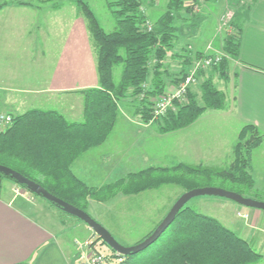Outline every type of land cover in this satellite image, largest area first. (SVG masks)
<instances>
[{
    "label": "trees",
    "instance_id": "obj_1",
    "mask_svg": "<svg viewBox=\"0 0 264 264\" xmlns=\"http://www.w3.org/2000/svg\"><path fill=\"white\" fill-rule=\"evenodd\" d=\"M140 1L108 2L107 6L115 18V28L108 33L100 27L87 0H73L78 13L86 22L95 51L98 76L97 88L81 91L83 121L68 122L54 111L41 110L13 117L12 124L0 132V165L13 169L50 194L83 211L82 205L86 198L97 199L96 196L111 193L120 182L124 184V190L130 193H140L170 183L189 191L196 188L195 181L203 179L205 174L204 178L216 176L250 189L252 182L244 170L249 164L246 156L252 154L263 141V135L252 125L243 126L238 133L233 148L235 158L232 171L216 172L213 175L210 170L178 164L171 169L148 168L128 175L125 181L122 179L101 187L86 185L71 171V165L78 157L103 144L110 135L117 120L120 100L143 96L139 103V115L145 124L151 121L150 100L165 91V85L160 79L165 72L161 69L163 60L177 38L179 29L174 26L175 18L182 10L185 14L196 16L192 11L194 3L183 8V0H169L168 10L148 30ZM15 5L31 6L30 3L21 1ZM193 25L196 24L191 23ZM194 29L196 32V28ZM237 49V36L228 38L225 53L229 59L236 57ZM151 59L154 60L151 70L154 82L146 91L144 87L152 79L149 74ZM229 59L211 69L217 71L220 79L225 81L228 79ZM115 66L121 68L118 83L113 80ZM174 81L179 80L175 78ZM185 99V102L174 104L177 111L170 110L161 118L157 127L160 133L189 126L206 109H222L225 95L216 90L210 81H206L202 86L203 106L196 104L190 91ZM176 172H181L180 176L174 175ZM3 179L7 178L0 175V191ZM18 187L22 189L21 186ZM150 234L151 232L142 240ZM162 237H165L164 240L150 254L124 257L120 264H253L261 259L235 233L215 219L187 209L186 205L160 238Z\"/></svg>",
    "mask_w": 264,
    "mask_h": 264
},
{
    "label": "crops",
    "instance_id": "obj_2",
    "mask_svg": "<svg viewBox=\"0 0 264 264\" xmlns=\"http://www.w3.org/2000/svg\"><path fill=\"white\" fill-rule=\"evenodd\" d=\"M228 1L219 0L220 4L224 3L226 6L235 0ZM244 6L236 13L237 55L235 58L229 59L228 79L224 80L225 101L228 103L229 99L231 100L228 103L227 111H206L189 127L165 134L159 132L156 134L154 131H150L151 125L145 124L141 116L138 115L142 122L137 120L136 124L140 127L137 132L141 135L144 133L143 135L148 140L145 142L148 144L145 148L152 147L149 138L154 136L161 139L171 138L177 134V145L185 153V157H182L184 160L195 163V166L207 165L216 168L221 166V155L225 151L231 152V144L235 142L241 128L252 125L263 135V141L256 148V154L254 151L252 153V159L254 161L255 156L256 158L260 157L263 163L264 0H246ZM36 7L9 3L0 8V111L8 113L12 117L32 110L54 111L62 117L63 115L59 112L75 115V110L64 111L61 104L77 101L79 98H73L75 97L72 96L73 93L80 94L83 99L82 90L98 87L96 56L86 22L79 13L77 14L73 2L60 3L51 8L53 16L49 18L27 17V11L37 9ZM33 26L37 30L35 33L32 32L33 30L31 31ZM194 50L204 54L205 48L199 47ZM185 54V58L181 59L187 60L189 64L192 63L195 58L194 53L185 52ZM46 56L51 57L52 60L45 62ZM181 66L183 67V65ZM190 67L189 65L186 69H190ZM182 69L184 68L179 70ZM206 71L212 73V70ZM165 76L162 75L161 79L164 80ZM201 80H203V74L199 76L198 83ZM149 81L150 79L148 83ZM163 84L165 85L164 81ZM175 85V81L169 83V86L166 84L165 88L167 86V89L164 92L169 91ZM75 116L80 117L79 111ZM136 119L135 116L132 117L126 112H121V120L127 122L129 126L135 125ZM117 123L118 116L112 132ZM193 127L195 129L196 127L202 128L201 134L193 133ZM229 128L233 137L227 140L225 135ZM207 139L215 142V144L213 142V147L209 145ZM108 154L107 152L101 153L99 156H95L96 160L94 159L97 162L94 166L103 170L102 175L105 177L109 176L112 170L119 168V165L110 161L113 156ZM76 160L71 165L74 175L76 174L77 164H74ZM86 163V161L78 163L77 168L80 171L75 177L84 180L81 181L88 186L96 187L89 185L90 183L82 171L87 169L84 167ZM130 174L135 173H129L125 177L127 178ZM227 207L232 212L248 215L250 228L234 225L222 215L220 218L214 219L222 225L224 223L223 227L247 242L261 256V259L253 264H263L264 212L248 208L241 209L236 206ZM61 234L62 231L52 230L35 220L28 213L26 206L20 200L12 197L10 193L5 195L2 194V191L0 192V264H77L83 256L88 254V251L85 250L86 247L80 253L70 255L65 242L59 240Z\"/></svg>",
    "mask_w": 264,
    "mask_h": 264
},
{
    "label": "rangeland",
    "instance_id": "obj_3",
    "mask_svg": "<svg viewBox=\"0 0 264 264\" xmlns=\"http://www.w3.org/2000/svg\"><path fill=\"white\" fill-rule=\"evenodd\" d=\"M18 1L28 2L31 6H37V9L34 8L30 11H27V17L33 16L37 19L52 17L53 13H51V8L56 7L60 3L68 4L73 2V0H0V6L9 3L15 4ZM110 1L114 0H87L88 6L93 12L100 27L108 33L112 32L115 28V18L113 17L111 10L107 6V3ZM226 1L229 2L228 0ZM140 2L141 11L145 15L147 21L145 23V27L150 26L152 28L156 20L168 10L169 0H141ZM193 3L195 4V6L192 5ZM245 3L246 0H235L230 2L228 6H226L224 3L220 4L219 0H183V8L192 5V11L194 15H196V19H193L195 18L193 14H185L183 10L181 11V14H179V16H176L175 18L174 26L179 29L176 33L177 38L173 41L172 48L168 51V54L163 60V68L161 69L165 72L161 75H166L164 80L160 78L162 81H164L165 85L167 84V86H169V83H174L175 78L180 81L182 77L188 74L189 69H186V67H188L189 65L191 66L194 59H197L196 57L198 56V58H201V56L203 55L211 54L226 55L225 46L227 39L232 36H237L238 29L236 23V13L239 9L245 7ZM191 23H194L196 25L191 26ZM193 27L196 28V32ZM31 31L35 33L37 31L36 27L33 26ZM199 47L205 48L204 54L197 53L196 50H194ZM185 52L194 53L193 55L195 56V58L192 60V63L189 64L187 60L185 61L181 59L185 58ZM50 60H52L51 57H45V62H49ZM179 63L180 66H178ZM153 64L154 60L151 59V67L149 71L150 75ZM181 65H183V67ZM178 67L179 69H184L179 70ZM120 72V66H115L113 68V80L115 83H118L120 80ZM216 72L217 71H212V73H207V71L198 72L199 76L203 74V80H201L200 83L196 84L190 89V93L194 96V100L197 105H204L202 100V86L206 81H210L212 86L219 92H224L225 81L223 79H220V76ZM151 77L152 79H150L149 83H147L144 87L146 91L152 86V83L154 82L152 81L154 80V77L152 75ZM179 81H176V85L169 91L163 92L161 95H156L150 100V102L152 103L150 107L151 121L147 123L151 125L149 127L150 131L152 130L156 134H158L159 132L157 127L158 123L161 121V118L158 120L152 119L153 108L156 102L163 95H167L175 90ZM167 86L166 88H164L165 90L167 89ZM72 96H75L73 98H79L77 100L78 103H76L77 101H75L74 103L63 102L61 104V107L65 109L64 111H69V109L75 110L74 112L76 114L79 111L80 117L75 116L76 114H66V112L59 113L62 114L64 119L68 122H81L83 121V99L78 93H73ZM142 98L143 96H139V98L128 97L127 99L124 98L120 100L118 103V112L120 113H118V123L106 142L103 145L101 144L98 147L90 149V151L83 154L74 163L75 165L77 164L76 167L74 165L76 174H79L78 171H80V169L77 168L78 163H82L85 161L87 162L86 165H84V167L87 169L82 171H84V174L87 177L86 180L90 183L89 185L97 187L103 184L114 182L116 183V181H118L119 179H123L125 181V176L129 173H136L149 167H164L171 169L180 163L191 168L210 170L213 175L216 172L218 173L222 171L234 170L233 162L235 157L233 154V148L237 142L238 135L235 142H232L231 144V152L225 151V153L221 155V166L219 165L220 167L216 168L208 167L207 165L195 166V163L184 160V158L182 157H185V153H183L177 145V134L173 135L171 138L164 137L163 139H161L157 136L149 138V142L152 147H150V149L145 148L146 145H148L145 142H148V140L146 136L143 135L144 133L141 135L137 132L140 127L136 124L137 120L141 121V119H139L138 117V109L140 108L139 103ZM185 101L186 99H184L182 102ZM229 101L231 100L229 99ZM228 103L224 101L223 108L220 110L206 109L203 113H205L206 111H224L227 109ZM172 106L173 107L168 109L167 111L178 110L177 108H175V105ZM121 112H126V114L132 115V117L135 116L137 118L134 122L135 125L129 126L127 122L121 120ZM203 113L200 116H202ZM193 123H191L190 125H192ZM200 123L202 124V121ZM7 127L8 126H0V132L5 130V128ZM201 130L202 128L200 127H196V129L195 127H193L192 132H198L199 135L201 134ZM232 135L233 133L229 128L228 133H226L225 135V138L227 140H230L233 137ZM207 140L209 142V145H212L213 147L214 141H210L211 139ZM104 152L111 154L110 156H113V158L110 161H113L114 164L116 163L117 165H119V168L112 170L111 174L107 177L102 175V172H104L103 170L98 169L94 166V164L97 163L95 162V156H99ZM256 152L257 149L254 150V154H256ZM250 154L246 156L249 164L244 169L245 173L250 179V182H252V187L250 189H248L246 186L216 178V176L213 178H204L206 176L205 174L203 179H197L195 181L196 188L194 189L204 187L219 188L225 191L237 193L244 198L264 203V159L262 163V160H260L261 158H256L255 156L253 161L252 154L251 156ZM144 155L146 156L144 157ZM228 155H230L228 157L229 159L227 158ZM242 157L243 159H245L243 154ZM72 170L74 171L73 168ZM179 174H181V172L174 173V175L176 176H180ZM123 185L124 184H122L121 182L116 184L111 193H107L103 196H96L97 199L86 198L85 203L82 205L85 212L101 226H103L105 230H107L114 238V240L122 246H133L140 242L163 220V218L167 215L177 199L182 194L187 192L185 188H182L180 185H176L173 183L162 184L159 187L147 189L140 193L127 192L124 190L125 186ZM1 191L2 194L6 195L10 193V195L16 198V200H20V202H22L26 206L28 213L32 215L34 219L43 226L51 228L52 230L62 231L59 240H63V242H65V246L67 247L70 255L80 253V251L84 250L85 247V250L87 251L95 250L98 253H112V251L106 245L101 244L100 241H97L98 237L83 222L61 212L43 199L30 194L23 188L21 189L11 180H2ZM231 204L234 203L224 198L196 197L187 202L186 208L195 213L213 219L216 217L220 218V216L222 215L224 217H227V219L234 225L238 224L239 226H244L242 228H250L248 225L250 222L248 215L242 214L240 212H232L227 206H236L237 208L241 209H243L244 207ZM244 215L247 216L246 219L242 217ZM164 238L165 237L160 238L157 243H154L139 254L141 256L150 254L154 251V249L157 248V246L164 240ZM87 241H91L92 243L87 245ZM94 246L96 247L93 248Z\"/></svg>",
    "mask_w": 264,
    "mask_h": 264
},
{
    "label": "water",
    "instance_id": "obj_4",
    "mask_svg": "<svg viewBox=\"0 0 264 264\" xmlns=\"http://www.w3.org/2000/svg\"><path fill=\"white\" fill-rule=\"evenodd\" d=\"M0 175L11 180L16 185L21 186L24 190L28 191L32 195L43 199L53 207L57 208L61 212L72 216L81 222H83L104 244L113 252L120 254L125 257L133 256L146 250L148 247L153 245L166 229L173 223L177 214L180 210L189 202L191 199L196 197H218L227 199L237 205L244 208L254 209L264 212V203L256 200L244 198L241 195L229 191H225L219 188L204 187L197 188L187 191L182 194L177 201L173 204L167 215L163 220L154 228L151 234L144 240L138 242L133 246H122L118 244L110 233L105 230L98 222H96L90 215L85 211L65 202L64 200L55 197L46 191L39 184L29 180L22 174L14 171L11 168L0 165Z\"/></svg>",
    "mask_w": 264,
    "mask_h": 264
},
{
    "label": "built area",
    "instance_id": "obj_5",
    "mask_svg": "<svg viewBox=\"0 0 264 264\" xmlns=\"http://www.w3.org/2000/svg\"><path fill=\"white\" fill-rule=\"evenodd\" d=\"M147 29L151 30V27L147 26ZM225 59H229V57L225 54L203 55L201 58L194 59L189 69V73L181 78L175 90L167 95H163L160 99H158L153 108L152 119L158 120L162 118L168 112L167 110L173 107L172 105H174L176 102H182L185 99L187 92H189L192 87L198 84V72L211 70L214 67L220 65ZM12 121V116L0 112V126H9L12 124ZM242 217L244 219L247 218L246 215ZM86 244L89 245V243ZM124 257L125 256L115 252H112L111 254H105L98 253L95 250H90L88 251V254L83 256L77 264H120L124 260Z\"/></svg>",
    "mask_w": 264,
    "mask_h": 264
}]
</instances>
